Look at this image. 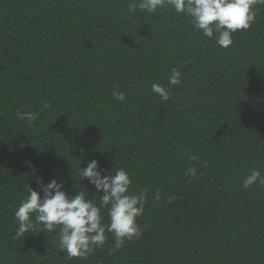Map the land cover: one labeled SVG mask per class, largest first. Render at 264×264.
<instances>
[{"label": "trees", "instance_id": "obj_1", "mask_svg": "<svg viewBox=\"0 0 264 264\" xmlns=\"http://www.w3.org/2000/svg\"><path fill=\"white\" fill-rule=\"evenodd\" d=\"M131 2L0 0V264H264V187H242L264 175V6L225 49L184 15L129 13ZM172 68L181 85L169 86ZM17 111L39 116L29 126ZM93 159L147 192L141 237L116 248L106 232L86 260L58 250V230L17 238L14 212L37 177L99 206L80 180Z\"/></svg>", "mask_w": 264, "mask_h": 264}, {"label": "clouds", "instance_id": "obj_2", "mask_svg": "<svg viewBox=\"0 0 264 264\" xmlns=\"http://www.w3.org/2000/svg\"><path fill=\"white\" fill-rule=\"evenodd\" d=\"M258 5L264 6V0H132L128 4V11L135 13L140 10L155 14L158 10L170 8L189 18L192 27L199 30L204 37L214 39L218 46L227 49L233 45L232 37L237 31L249 30L255 23ZM181 76L179 70L172 68L168 78L169 86L181 85ZM152 91L163 101L171 99L169 88L162 84L153 83ZM112 95L117 101L126 99L123 91H114ZM49 107L45 102L41 111ZM38 116L36 112L16 113L17 119L26 120L29 126ZM189 159L197 160L198 157L189 156ZM26 164L34 169L31 161H26ZM202 166L207 167V161ZM185 175L196 177V168L189 167ZM84 179L94 186L96 193H102L99 206L96 199H89L85 191H77L74 196L69 195L63 190V182L56 178L44 184L37 177V190L27 185V196L21 200L14 212L18 224L16 237H22L25 233H52L58 230V241H54L58 250L66 253L69 258L81 260H86L105 245L106 232L114 237L116 248L123 247L125 241L139 239L142 232L137 218L144 215L147 192H132V177L123 168L117 169L114 175L109 172L102 174L99 162L95 159L86 168L80 167V180ZM254 184L264 187V175L259 169H253L245 177L242 187L248 190ZM155 199H160L159 189L156 190ZM102 209H107V224L103 223Z\"/></svg>", "mask_w": 264, "mask_h": 264}]
</instances>
